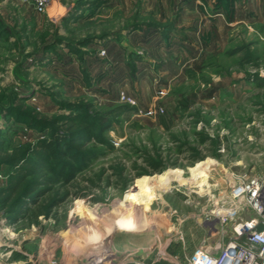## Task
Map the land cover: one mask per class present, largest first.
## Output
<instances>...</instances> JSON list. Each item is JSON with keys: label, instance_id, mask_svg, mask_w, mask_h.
<instances>
[{"label": "rangeland", "instance_id": "rangeland-1", "mask_svg": "<svg viewBox=\"0 0 264 264\" xmlns=\"http://www.w3.org/2000/svg\"><path fill=\"white\" fill-rule=\"evenodd\" d=\"M93 1L48 0L37 13L36 0H0L3 104L21 98L51 116L57 101L85 98L112 123L105 135L112 145H97L103 156L30 205L29 214L50 205L49 217L10 224L0 213V264H185L213 232L207 214L228 174H264V0H101L90 16L82 7ZM122 93L136 105L122 102ZM0 128L11 146L46 134L3 114ZM202 129L219 137V157L191 165L187 153H176L181 167L128 187L110 176L120 163L137 174L156 145L174 151L173 136L194 146ZM207 161L214 164L205 176L194 171ZM176 171L170 190L137 197L139 180ZM7 174L0 172V187Z\"/></svg>", "mask_w": 264, "mask_h": 264}, {"label": "trees", "instance_id": "trees-1", "mask_svg": "<svg viewBox=\"0 0 264 264\" xmlns=\"http://www.w3.org/2000/svg\"><path fill=\"white\" fill-rule=\"evenodd\" d=\"M102 5L101 0H95L82 9L88 11L91 16ZM82 17L84 14L75 15L74 20ZM42 39H45V36ZM57 41L58 45H64L72 54L81 58V52L71 42L63 39ZM54 47L52 46V49ZM85 79L90 84L87 74ZM7 99L5 93L0 95V114L17 124L46 134L35 143L11 146L0 128V172L4 168L8 170L6 184L0 187V213L10 224H16L20 219H30L31 222L37 223L40 216L49 217L47 209L50 205L43 204L29 214L30 205L42 197L41 194L45 190L51 191L58 179L68 182L89 170L91 164L104 154L97 145L105 147L112 145V141L105 137L110 132L112 123L102 118L97 103L85 98L57 101L58 112L51 116L37 111L21 98L4 105ZM196 117L197 122L202 121L200 113H197ZM195 136L197 140L194 146L189 144L187 136L183 141L173 136L177 144L174 151L156 145L152 152H145L142 157L145 166L139 168L140 171L133 176L130 169L122 163L117 167L113 165L109 167L112 171L110 176L116 177L123 187H128L132 185L134 178L161 174L168 167H181L176 159V153H187L191 165L208 156L219 157L221 145L219 137H211L204 133L203 129ZM101 173L104 174L103 170ZM44 209L48 212H44Z\"/></svg>", "mask_w": 264, "mask_h": 264}, {"label": "built area", "instance_id": "built-area-1", "mask_svg": "<svg viewBox=\"0 0 264 264\" xmlns=\"http://www.w3.org/2000/svg\"><path fill=\"white\" fill-rule=\"evenodd\" d=\"M48 0H36L35 11L43 13ZM105 54V52L103 53ZM124 103L136 102L121 94ZM147 114L155 117L157 111ZM211 210L213 232L185 264H264V174L230 173ZM111 264H149L145 259L112 260Z\"/></svg>", "mask_w": 264, "mask_h": 264}, {"label": "bare ground", "instance_id": "bare-ground-1", "mask_svg": "<svg viewBox=\"0 0 264 264\" xmlns=\"http://www.w3.org/2000/svg\"><path fill=\"white\" fill-rule=\"evenodd\" d=\"M214 162L207 161L198 165V169L196 168L194 171L200 170V173L205 176L204 169L207 168V165H213ZM203 171V172H202ZM180 181V173L178 171L170 173L167 172L162 176L153 177V178H143L136 183V193L138 198H146L148 197L153 190H158L161 192L168 191L172 188V185L176 181ZM208 184V182L204 183ZM155 192V191H154ZM150 193V194H149ZM159 193V192H158ZM149 194V195H148ZM138 205V203L130 204L131 210H133V206ZM87 217V215L85 216ZM88 219V218H86ZM92 256H89L91 258Z\"/></svg>", "mask_w": 264, "mask_h": 264}]
</instances>
